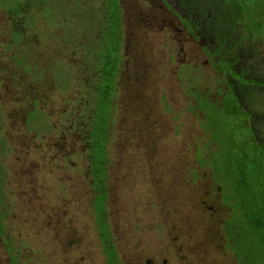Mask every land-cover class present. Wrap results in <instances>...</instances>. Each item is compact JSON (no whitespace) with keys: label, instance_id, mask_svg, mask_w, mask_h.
I'll return each instance as SVG.
<instances>
[{"label":"flooded vegetation","instance_id":"obj_1","mask_svg":"<svg viewBox=\"0 0 264 264\" xmlns=\"http://www.w3.org/2000/svg\"><path fill=\"white\" fill-rule=\"evenodd\" d=\"M14 1L9 10L0 9V264L31 261H21L30 251L16 211L26 208L32 233L43 237L69 216L68 205L94 222L95 248L105 255L98 224L104 226L106 244L118 259L109 203L130 176L116 166L136 162L138 170L148 169L154 188L160 182L152 173L150 137L160 127L157 113L172 108L156 73L168 79L170 102L179 85L186 109L204 129L202 144L206 138L210 143L207 159L216 157L207 125L232 110L243 152L235 174L224 173L230 185L211 172L202 191L209 222L201 217V233L216 236L222 246H212L213 255L200 261L208 242L197 239L200 230H177L173 208L172 244L162 264H258L257 242L239 246L236 236H247L238 206L259 199L252 183L243 181L242 154L254 176L264 168V0ZM62 84L67 94L58 92ZM119 118L122 132L132 127L136 134L124 136L123 150L114 151ZM201 159L195 157L199 170ZM262 177L254 183L264 189Z\"/></svg>","mask_w":264,"mask_h":264},{"label":"rangeland","instance_id":"obj_2","mask_svg":"<svg viewBox=\"0 0 264 264\" xmlns=\"http://www.w3.org/2000/svg\"><path fill=\"white\" fill-rule=\"evenodd\" d=\"M14 4V0H0V9L7 11ZM159 49L156 47V51ZM156 63L155 65L159 64L158 61ZM156 76L161 78L159 86L162 90L169 93L167 103L168 107L172 108L171 112H168L167 107L164 108L163 106V111L157 113L160 127L150 137V144L153 145V149L149 151L155 160L152 173L160 182L157 184V188H154L151 181L152 176L149 175L148 169L143 168L145 171L138 170L137 167L139 166L136 162L116 166L122 175L130 176V180L119 184L114 190L112 202L109 203V205L113 204V207H109L108 215L111 218L108 220L111 225L109 231L120 264H147V261L152 258L159 260L162 264L163 258L169 259L166 254L164 255V252L165 248L172 244L170 216L173 208H176L179 213L177 230L184 232L199 231L201 217L205 223L209 222L207 214H202V212L207 211L208 205L205 206L201 203V196L203 195L202 191H206L210 185L211 172L214 174L215 180L219 178L226 185L231 184L230 181L224 179L225 171L221 167L219 153L214 145L211 147L215 153L212 157H216L212 161L207 159L210 156L207 153L210 143L206 138L202 144L204 139L201 140V136H203L202 131L204 129L198 127L195 123L196 120L186 109L187 100L180 92L179 85L172 94L174 102H170L168 79H163L161 73H156ZM58 92L67 94L66 85H59ZM175 113V120H173ZM259 126L261 127V124ZM123 127L124 121L119 118L114 131V136H117L113 142L114 151L123 150L124 136L136 134L135 132L132 133L131 125V133L129 134L122 132ZM150 131L153 132V129ZM226 147L229 146L226 144ZM141 156L150 157L148 153ZM195 157L202 158L203 167L201 170H199V161L195 160ZM242 171V178L252 183L254 194L262 200L261 214L264 221V189L254 183L256 178L252 169L244 166ZM258 174L263 178V167L258 171ZM194 175L198 178L193 179ZM203 176L204 178H202ZM49 184H51V180L47 181L45 187ZM52 198L53 196L49 197L50 208L54 206ZM102 198L103 196L99 197V199ZM66 207L69 216L59 219L55 228L56 232L45 233L43 237L32 233L30 229L32 216L28 215L26 208L16 211L14 220L23 228L22 232L17 229L16 231L21 233L23 242H28V251H30V254L23 253L22 262L31 260L30 264H105L104 255L98 248H95L98 241L97 237L93 239L94 222L90 220L87 213L78 211L77 207H70L69 205ZM220 216L225 217V214ZM71 219H73L72 223L70 222ZM98 225L101 227L100 223ZM240 228H247V236L242 237V240L249 246V243L253 241V238H250L251 229L247 225H241ZM201 230L197 239L205 240L210 246V248L207 246L205 252L199 257V260L203 261L205 256L213 255L212 246L220 247L222 242L216 236L214 238L207 236L212 239L203 236ZM183 237L188 239L193 236L184 235ZM53 238L60 240L61 248ZM256 241L258 264H264V242L260 243L257 239ZM160 254L163 255L160 256ZM105 257L107 256L105 255ZM17 258L20 259L19 256H16L12 260L15 262ZM4 261L5 257L3 256L0 262L4 263ZM226 263L229 264V259L226 260Z\"/></svg>","mask_w":264,"mask_h":264},{"label":"trees","instance_id":"obj_3","mask_svg":"<svg viewBox=\"0 0 264 264\" xmlns=\"http://www.w3.org/2000/svg\"><path fill=\"white\" fill-rule=\"evenodd\" d=\"M224 115H226L224 117ZM236 116V111L232 110L230 112H226V114L220 115V118L218 121H213L214 123H210L207 125V133L211 134V142L214 144L215 148L218 150L219 158L221 160V166L224 169L225 172H230L231 175L235 174V171L239 169L240 161L242 160L241 153L242 149L239 148L240 138L238 134L236 122H234V117ZM227 121V122H226ZM234 129V130H233ZM222 134V135H221ZM227 146L229 147H226ZM245 159V166L247 168L251 169V165L249 161L244 157ZM257 180V183H259V179L261 178L260 174H256L254 176ZM244 182H246L245 179H243ZM261 199H258V202L254 206H238V211H241V214H239L240 217H242L244 220H246V225L249 226L251 229V236L253 238V241H251L249 244H254L256 239L260 242H264V221H263V215L262 213V203ZM240 207V208H239ZM242 224V223H241ZM102 229V240L104 242V246L102 247L105 252V255L107 257L106 264H115L119 260L115 258L114 253L112 250H110L109 246L106 244V240L103 233L105 231L104 226L100 227ZM244 231L248 232L247 229L242 228ZM238 242V239H240L239 246L244 242L242 240L241 235L236 236ZM257 242V241H256ZM258 250V249H257ZM109 256V257H108ZM241 261H245V257L242 256Z\"/></svg>","mask_w":264,"mask_h":264}]
</instances>
